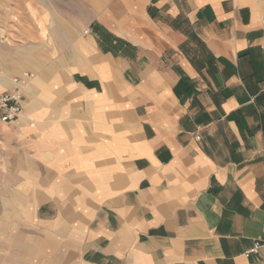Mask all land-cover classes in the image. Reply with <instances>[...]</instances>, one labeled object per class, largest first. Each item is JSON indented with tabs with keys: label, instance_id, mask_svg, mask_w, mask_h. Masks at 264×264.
Here are the masks:
<instances>
[{
	"label": "crops",
	"instance_id": "obj_1",
	"mask_svg": "<svg viewBox=\"0 0 264 264\" xmlns=\"http://www.w3.org/2000/svg\"><path fill=\"white\" fill-rule=\"evenodd\" d=\"M54 17L0 51V264H264V0Z\"/></svg>",
	"mask_w": 264,
	"mask_h": 264
},
{
	"label": "rangeland",
	"instance_id": "obj_2",
	"mask_svg": "<svg viewBox=\"0 0 264 264\" xmlns=\"http://www.w3.org/2000/svg\"><path fill=\"white\" fill-rule=\"evenodd\" d=\"M108 0H0V51L10 52L22 62H34L38 51L30 42L33 34L47 38L54 34L49 26L55 23V12H97ZM51 12V13H50ZM30 41V42H29ZM14 53V55H13ZM27 66L21 67V69ZM0 69L1 66H0ZM26 70V69H24ZM24 70L15 75L22 74Z\"/></svg>",
	"mask_w": 264,
	"mask_h": 264
},
{
	"label": "built area",
	"instance_id": "obj_3",
	"mask_svg": "<svg viewBox=\"0 0 264 264\" xmlns=\"http://www.w3.org/2000/svg\"><path fill=\"white\" fill-rule=\"evenodd\" d=\"M31 76L29 71L15 75L12 78V86L8 90L0 91V122H12L21 117L24 112L23 88ZM260 247L261 242L256 241L247 254L258 252Z\"/></svg>",
	"mask_w": 264,
	"mask_h": 264
}]
</instances>
